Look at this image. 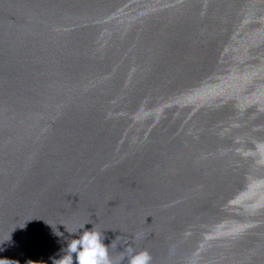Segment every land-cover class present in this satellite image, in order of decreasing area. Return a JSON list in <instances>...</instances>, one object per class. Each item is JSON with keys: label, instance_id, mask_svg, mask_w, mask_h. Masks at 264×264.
Segmentation results:
<instances>
[{"label": "water", "instance_id": "95a60500", "mask_svg": "<svg viewBox=\"0 0 264 264\" xmlns=\"http://www.w3.org/2000/svg\"><path fill=\"white\" fill-rule=\"evenodd\" d=\"M90 229L264 264V0H0V259Z\"/></svg>", "mask_w": 264, "mask_h": 264}, {"label": "clouds", "instance_id": "9594fccd", "mask_svg": "<svg viewBox=\"0 0 264 264\" xmlns=\"http://www.w3.org/2000/svg\"><path fill=\"white\" fill-rule=\"evenodd\" d=\"M85 228V225L82 226ZM86 229V228H85ZM96 229L83 230L75 238L62 244L60 255L52 257L53 264H114L110 256V242ZM128 264H151L147 250L125 249ZM0 264H11L8 259H0Z\"/></svg>", "mask_w": 264, "mask_h": 264}]
</instances>
